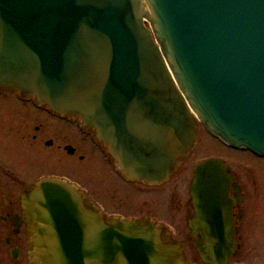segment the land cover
<instances>
[{"label":"water","instance_id":"1","mask_svg":"<svg viewBox=\"0 0 264 264\" xmlns=\"http://www.w3.org/2000/svg\"><path fill=\"white\" fill-rule=\"evenodd\" d=\"M0 89L74 115L118 170L166 182L200 125L264 155V0H0ZM230 168L209 157L189 184L204 260L232 251ZM31 264H186L147 218L103 219L77 186L23 195Z\"/></svg>","mask_w":264,"mask_h":264},{"label":"flooded vegetation","instance_id":"2","mask_svg":"<svg viewBox=\"0 0 264 264\" xmlns=\"http://www.w3.org/2000/svg\"><path fill=\"white\" fill-rule=\"evenodd\" d=\"M5 91L12 93V101L4 98L0 103L8 101L0 106V264H31L23 195L28 186L45 177L64 179L77 186L103 219L147 218L162 226L172 239L180 243L186 264H219L215 259L212 263V260L201 257L196 243L206 249V233L195 229L198 224L191 226L194 206L189 184L198 162L188 166V161L200 130L209 135L202 126L193 148L170 178L162 184L149 185L131 180L118 170L106 146L74 115L60 114L39 105L32 97H22L9 90L0 89V96L3 97ZM88 154L92 155L97 168V188L91 186L89 189L78 176L68 171L51 168L36 171L32 162V159L49 165L63 162L74 169L79 160L87 161L85 156ZM254 156L264 159V156ZM228 167L227 195L232 202L229 206L231 234L227 238L232 239L233 248L220 264H253L248 241L254 233L256 169L247 167L243 174H239L230 165Z\"/></svg>","mask_w":264,"mask_h":264},{"label":"rangeland","instance_id":"3","mask_svg":"<svg viewBox=\"0 0 264 264\" xmlns=\"http://www.w3.org/2000/svg\"><path fill=\"white\" fill-rule=\"evenodd\" d=\"M12 99L11 92H4V96H0L1 99ZM12 101V100H11ZM8 103V101H6ZM6 102H2L7 104ZM4 104H0L4 105ZM211 156L223 158L224 161L233 170L239 174H243L247 167H252L255 170L256 188L253 192L254 200V214H253V235L248 241L251 246L252 262L253 264H264V159H258L248 151L234 150L223 145L215 138L205 134L203 130H200L198 142L190 154L188 166H192L194 162H200ZM87 161H78L76 168L72 169L71 166L66 165L63 162L55 164H44L39 163L38 160L32 159V162L36 168V171L51 169H59L61 171H68L78 176L81 182L88 185L89 189L91 186L97 188L98 173L97 168L93 164L92 155L88 154L85 156ZM73 170V171H72ZM250 173H252L249 170ZM177 179H173V182ZM101 187V186H100ZM99 187V188H100ZM187 190V189H186Z\"/></svg>","mask_w":264,"mask_h":264}]
</instances>
